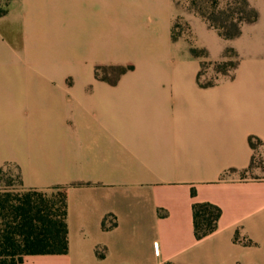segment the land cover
Masks as SVG:
<instances>
[{
  "label": "crops",
  "instance_id": "obj_1",
  "mask_svg": "<svg viewBox=\"0 0 264 264\" xmlns=\"http://www.w3.org/2000/svg\"><path fill=\"white\" fill-rule=\"evenodd\" d=\"M248 1L237 37L188 13L190 40L172 0H0V168L66 202L67 251L19 264H264V179L235 174L264 141V0ZM190 46L236 67L201 86ZM194 202L221 210L199 239Z\"/></svg>",
  "mask_w": 264,
  "mask_h": 264
},
{
  "label": "trees",
  "instance_id": "obj_2",
  "mask_svg": "<svg viewBox=\"0 0 264 264\" xmlns=\"http://www.w3.org/2000/svg\"><path fill=\"white\" fill-rule=\"evenodd\" d=\"M191 1L192 3L196 1L203 3V8L199 6L193 9V12L224 39L237 37L241 32L242 24L254 22L258 18V11L248 0H225L223 6H219V0ZM5 12V6L1 7L0 15ZM172 36L176 38L173 26ZM230 50L233 49L225 48L224 51ZM189 51L192 56L200 58L201 67L203 63L201 58H207L206 50L190 46ZM236 64L237 60L231 66L232 71ZM108 67H119L117 75L130 68L129 65ZM98 69V67L95 69V75ZM197 81L201 86H209L215 82H201L200 70ZM253 140L259 139L248 138L251 148ZM251 163L252 155L247 168ZM53 188L62 191L57 195H48L46 189L25 188L20 178L19 187H13L6 181L0 187V264H19L23 256L27 254H57L67 251L65 192L62 187ZM220 213V208L210 202L192 204L193 230L197 239L216 229Z\"/></svg>",
  "mask_w": 264,
  "mask_h": 264
},
{
  "label": "rangeland",
  "instance_id": "obj_3",
  "mask_svg": "<svg viewBox=\"0 0 264 264\" xmlns=\"http://www.w3.org/2000/svg\"><path fill=\"white\" fill-rule=\"evenodd\" d=\"M173 4L175 7L173 33L176 38L178 36H182L191 40L187 16L189 15L188 13H194L193 9H197L199 6L203 8V3H201V1L192 3L191 0H174ZM224 4L225 0H219V6H223ZM4 6L5 5L0 3V9ZM237 58L238 55L234 49L230 51H223L222 56L215 60L209 59L208 57L201 58L203 63L200 67V81L214 82L223 76L231 75V66L236 62ZM98 68L97 75L101 76H116L120 70L119 67ZM235 174L241 178L264 179V141L253 140L251 165L245 171H239ZM18 177V171L14 166H3L0 171V187L5 183V181L11 183L13 187H19ZM45 191L48 195H57V193H60L62 190L51 188L46 189Z\"/></svg>",
  "mask_w": 264,
  "mask_h": 264
}]
</instances>
